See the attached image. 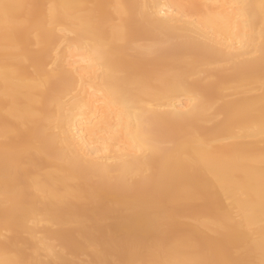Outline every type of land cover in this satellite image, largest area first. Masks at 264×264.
Returning a JSON list of instances; mask_svg holds the SVG:
<instances>
[{"label": "bare ground", "instance_id": "6f19581e", "mask_svg": "<svg viewBox=\"0 0 264 264\" xmlns=\"http://www.w3.org/2000/svg\"><path fill=\"white\" fill-rule=\"evenodd\" d=\"M232 4L247 5V23L235 25L239 9L215 11L231 16L237 46L253 35L259 44L264 0H0V264H260L259 197L245 215L240 187L220 178L214 159L200 160L193 147L189 162L173 167L175 148L149 151L114 95L149 80L156 89L150 102L173 111L190 106L184 85L194 86L197 115L164 126L216 142L218 154L255 157L258 175L259 137L225 141L235 127L259 124V60L223 66L206 43L212 37L229 42L232 34L208 19L209 9L173 7ZM141 12L154 19H142ZM90 18L93 45L126 78L83 46ZM69 57L76 70L71 78L63 71ZM77 104L82 113L73 109ZM57 129L66 152L47 146ZM85 135L92 157L98 151L105 160L106 176L84 152L79 138ZM6 198L15 206L6 208ZM228 215L234 222L222 230ZM49 245L58 256L49 254Z\"/></svg>", "mask_w": 264, "mask_h": 264}, {"label": "snow or ice", "instance_id": "6c2138e0", "mask_svg": "<svg viewBox=\"0 0 264 264\" xmlns=\"http://www.w3.org/2000/svg\"><path fill=\"white\" fill-rule=\"evenodd\" d=\"M264 6V5H262ZM5 10L8 5L2 6ZM141 8H147L146 5L139 6ZM175 8L191 9V8H206L209 9L208 19L220 22L222 28L229 31L233 39L229 42L224 40H217L212 37L207 41L206 46H209L217 54L221 64L225 67H232L237 63H246L253 65L257 59L261 65V76L259 84V92L261 97V112L260 121L258 125L250 124L247 128L237 126L234 128L232 136L227 143L238 145L239 141L245 137L252 138L258 136L261 144L264 145V26H261L259 35V44L256 43L255 36H245L240 40L239 46L236 44V37L239 35L238 31L234 29V24L231 16L225 14L223 11L217 12L216 9H239V13L236 14L235 25L238 27L239 22L244 20L247 23L244 9L247 5H176ZM141 18L146 20H153V17L147 16L144 12H141ZM86 34L84 40L86 45L90 47L93 58L100 57V63H107L109 69L121 78H126L128 73L122 69L113 60H109L104 56L103 50L93 45L96 39V31L93 26L91 18L86 24ZM214 29H209L213 31ZM82 45H77L80 47ZM71 47V45H70ZM63 71L68 78H71L74 71L73 61L69 57L63 65ZM254 86V85H253ZM186 93H188L193 99L188 108H181L179 110L166 111L161 109L158 105L150 102V98L155 93L156 89L152 82L145 79H137L135 86L128 90L119 91L115 93L116 102L122 108L124 114L130 119L135 118L138 126V135L144 145H147L148 150L151 152H158L162 148L170 147L175 148L177 151V159L174 162L173 167H179L180 165L189 162L187 156L188 151L195 147L198 150V156L200 160H207L209 158L214 159L216 168L220 173V178L233 185H237L241 189V193L244 196V207L242 209L245 215L250 214L253 211L254 201L259 197L260 211L262 219H264V147H262L261 154L259 156L258 175L257 168L255 167V157L245 155L240 151H234L229 154H218L216 151V142L206 140L198 135H191L184 130L178 131L172 127H165L163 122H188L191 121L198 112L201 100L199 92L194 86L184 85ZM74 110L83 112L84 109L80 105H74ZM234 119L238 120L239 116H235ZM95 130L93 131V136ZM80 143L85 153L92 160V166L97 170L101 176H106L109 169L105 160L101 157L97 151L96 156L92 157L91 151L88 146L87 135L80 137ZM51 149H61L65 152L67 149L64 146V142L59 135V129L56 133L51 135L48 140V145ZM94 150V149H93ZM22 183V181H18ZM176 195H182L177 190ZM19 195V193H17ZM16 201L13 198H6L5 207L11 208L15 206ZM240 215V212H237ZM234 222V217L231 215L225 216L221 221L219 227L222 230H227ZM48 252L50 255L58 256L59 252L54 247L49 245ZM11 264H27L26 261H13ZM48 264H65L64 261L56 259L50 260ZM138 264H211L206 261H187L179 259H161V260H145L140 261ZM260 264H264V259L260 261Z\"/></svg>", "mask_w": 264, "mask_h": 264}, {"label": "rangeland", "instance_id": "374dc122", "mask_svg": "<svg viewBox=\"0 0 264 264\" xmlns=\"http://www.w3.org/2000/svg\"><path fill=\"white\" fill-rule=\"evenodd\" d=\"M67 34L69 35V33H67ZM68 35H67V36H68ZM65 42H66V41H65ZM143 42H144V41H137L136 43H137V44H142ZM63 43H64V42H63ZM64 44H65V43H64ZM66 44H67V43H66ZM61 45H62V47H65V46H66V45L63 46V44H61ZM48 67H50V65H49ZM231 97H233V96L228 97V99H231ZM180 99L182 100V102L184 101V99H183L182 97H181ZM84 258H85V257H82L81 259H84ZM83 261H86V258H85Z\"/></svg>", "mask_w": 264, "mask_h": 264}]
</instances>
